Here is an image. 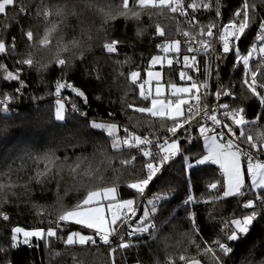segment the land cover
Returning <instances> with one entry per match:
<instances>
[{"label": "snow or ice", "instance_id": "snow-or-ice-1", "mask_svg": "<svg viewBox=\"0 0 264 264\" xmlns=\"http://www.w3.org/2000/svg\"><path fill=\"white\" fill-rule=\"evenodd\" d=\"M9 8L20 17L31 15L37 28L34 31L31 26L18 24V41L17 35L11 34L6 25V34L0 36V113L10 116L12 105L23 98L28 87L24 79L26 71H59L60 76L54 83V109L46 115L42 114L38 103L31 109L27 114L29 123L17 133L13 152L8 154L0 171V224L6 230L7 241L0 242V264H14L13 250L21 245L38 248L40 242L51 251L55 241L72 247L96 245L98 240L107 246L111 264H120L117 256L123 257L134 248H151L161 240L164 227L171 223V218H161L163 205L174 190L153 193L151 197L147 193L178 156L183 158L189 189L181 202L190 226L185 235L197 251L195 257L180 255L179 260L183 264H228L235 251L231 244L246 239L255 225L264 220V131H256L264 120V0H232L223 11L220 0H192L191 3L120 0L115 7L108 0H19V3L0 0V14L6 15ZM202 12L212 13V18H202ZM145 13L154 25L155 37L162 41L156 48L165 54L163 57L152 55L149 68L160 66L163 69L166 60L169 78L165 86L160 83L161 71L148 70L144 75L139 70L130 71L126 79L137 90L141 106L129 103L127 107L145 114L142 122L149 128L158 122L164 129L163 135L159 132L137 134L122 125L117 118L119 113L114 110H108L103 117L89 119V113L84 111L90 108L87 92L66 79L74 60L84 63L85 53L94 45L106 56L120 54L124 41L111 36L108 28L109 22L117 16L134 22L136 36L142 37L146 31L141 27ZM168 14H178L187 21L189 28L181 33L183 41L169 40L166 29L153 21V15ZM69 27L73 29L72 38L61 43ZM253 34L246 50H242L244 40ZM21 42L25 45L23 52L19 51ZM38 53L51 55L47 62H42L36 58ZM229 58L233 72L242 69L238 81L240 100L236 95L237 82L231 79L225 82L221 78ZM253 61H258L255 69ZM176 66H179L180 83L172 77ZM85 75L98 84L104 82L99 67L85 68ZM64 89H70L82 103L63 96ZM31 99L42 98L33 95ZM94 99L103 102L104 98L96 95ZM243 100H254L258 105L259 111L253 118L248 117L249 105L243 104ZM114 103L109 101V104ZM121 107L123 109V104ZM15 114L18 116L19 112ZM77 116L82 118L83 128L69 127L70 117ZM6 128L7 125L0 126V133ZM57 137L64 142L56 144ZM185 144L200 149L195 164L190 163L191 155L185 154ZM88 145L103 149L106 156L110 152L111 159L120 166L119 169L113 167V171L122 170L125 174L108 179L99 169L85 168L89 157L82 153ZM61 147L63 153L58 155ZM17 160L22 163L14 168ZM196 166L219 172V178L207 184L210 195L205 200L193 194L190 172ZM65 171L71 179L69 188L77 191L83 188L82 197L70 206L58 198L51 210L32 203L31 208L41 217V222L47 219V227L26 229L15 225L8 229L11 216L6 209L19 210V190L27 194L33 185L44 188L53 182L59 188L65 182ZM85 178L86 182L82 183ZM69 188L65 189V194ZM124 189L127 191L121 195ZM222 200H235L243 212L221 221V235L204 238L193 207L200 203L214 205ZM209 214L214 220L211 210ZM72 225L81 226V231H68L65 236V229ZM84 229L92 230V234H83ZM258 252L261 261L251 259L249 264H264V241ZM52 255L60 253L52 252ZM136 264L144 262L138 258ZM165 264H175V261L169 257Z\"/></svg>", "mask_w": 264, "mask_h": 264}, {"label": "trees", "instance_id": "trees-1", "mask_svg": "<svg viewBox=\"0 0 264 264\" xmlns=\"http://www.w3.org/2000/svg\"><path fill=\"white\" fill-rule=\"evenodd\" d=\"M189 3L192 0H188ZM232 0H220L222 11L227 9ZM258 2V0H257ZM19 3V0H17ZM108 3L113 7L120 3V0H108ZM155 11V10H154ZM212 13L202 12V18H212ZM225 17L227 12H224ZM207 19L204 20L207 23ZM143 23L141 27H144L146 31L142 37L136 36V24L132 21H125L123 17L117 16L115 20H112L108 24L110 29V35L116 39L124 41L120 45V54L106 56L100 50L98 45H94L92 50L85 53V61L81 63L79 59L74 60L72 70L68 72L66 79L74 84L76 87L84 89L90 102V108H84V111L89 113V119L93 117H103L108 110H114L118 115V120L122 125L128 126L130 130L135 131L137 134L150 132H159L164 134V129L159 127V123L156 122L151 128L142 121L145 119V114H140L127 107V104L133 103L134 106H141L138 92L134 90L130 83L127 81V74L132 70H139L142 75L145 74V70L148 67V62L152 55L161 53V50L156 48L157 44L162 43L161 39H158L154 35V25L150 24L149 14L145 13L142 17ZM153 21L159 22L167 33L169 40L176 39L177 32L184 28L181 16L178 14L172 16L168 15H153ZM73 25L75 21L71 22ZM18 24L31 26L35 31L37 28V22L35 19L29 17H20L16 12L9 8L7 14H0V36H4L5 26H9L11 34H15L20 39V32ZM99 25V21H97ZM78 33V30H77ZM95 34V33H94ZM73 29L69 27L64 31V40L61 43H66L72 38ZM102 35V33H101ZM249 36L242 45L246 44L253 38ZM25 45L21 42L19 51L23 52ZM51 53H38L37 59L42 62H47ZM67 55V54H64ZM10 63V61H9ZM54 67V66H53ZM99 67L101 69V75L104 77V82L98 84L94 80H89L85 75V68ZM179 66H176V71L172 72L174 80L179 82L178 72ZM230 63L228 66L222 69L223 74L226 76L230 72ZM123 72L124 75L120 76L119 73ZM163 81L167 83L169 78V66H164L162 69ZM60 76L59 71L38 72L33 69L26 71L24 79L27 82V89L24 92V96L17 103L16 111H12L10 116L0 113V126L7 125L6 130L0 133V171L4 169L7 156L10 152H13V148L18 140L17 133L28 125L29 121L27 114L31 109L39 104L42 114H47L55 106V94L54 83ZM241 78V72L238 70L232 78L237 82L236 95L237 99H241V90L239 88L238 81ZM41 97L39 101H33L31 96ZM62 95L68 97L73 102H78V98L71 93L70 89L62 90ZM96 95L103 96V102H97L94 97ZM114 101V104H109V101ZM243 104L249 105L247 108L248 117L253 118L254 114L259 111V107L254 100H243ZM17 104L19 107H17ZM123 104V109L121 105ZM19 112L17 116L15 113ZM155 119V118H150ZM141 121V123H137ZM73 125L83 128L82 118L70 117L69 127ZM256 131H264V120L260 122ZM195 135V133L193 134ZM151 138V137H150ZM64 141L60 137L56 138L55 143L60 145ZM202 146V142H199ZM186 155H191L190 163L195 164V160L199 158L200 149L193 145L185 144ZM63 153V147L57 153L61 155ZM93 153L95 155L93 156ZM15 154V153H13ZM81 154L80 152L77 153ZM84 156L89 157V160L85 163V168L91 166L93 169H99L103 175L108 178H114L117 175H124L121 171H113V167L119 169L118 162L111 159V153L108 152L107 156L103 149H94L91 145L86 147V150L82 153ZM22 162L17 160L13 167H18ZM137 168L140 167L139 161L136 162ZM215 168V166H212ZM23 174V173H22ZM65 176V182L61 183L57 188L55 182L41 188L40 186L33 185L31 191L27 194L20 189V205L17 211L15 207H9L6 210L11 216V224L7 226L10 229L12 226L19 225L26 229H32L36 227H47V219L41 222V217L35 215L31 208V204L42 205L46 210H51L56 205L58 198L63 200L66 206H70L76 202L78 198L82 197L83 188L79 191L69 188L71 179L67 171L63 173ZM191 184L193 188V194L197 199L205 200L210 195L207 190V184L214 179L219 178V172H213L204 166H196L191 169ZM86 182L82 181V183ZM69 188L67 194L65 189ZM123 189V184H121ZM171 192L168 202L163 205L162 220L171 218V223L164 227L161 240L153 244L151 248H139L132 249L125 252L123 257L117 256L120 264H136L139 258L144 264H165V261L171 257L175 264H183L179 260L180 255L187 257H195L197 255L196 246L190 243L188 237L185 235L189 232L190 226L186 219V211L181 207V202L186 199L189 194L188 180L184 173L183 158L177 157L175 161L171 162L170 167H166L163 175L153 185H151V191L147 193L148 197H151L153 193ZM126 189L121 192V195H125ZM193 210L197 213V222L201 227V234L204 238L213 239L217 235H221V221L230 219L233 215H238L243 212L239 209L235 200L218 201L216 204H196ZM209 210H211V216L214 220L210 219ZM81 230V226L72 225L70 228L65 229L64 235L68 231ZM5 228L0 224V242L6 243ZM84 232L86 229L83 230ZM166 237V239H165ZM199 242V238H196ZM264 241V220H260L259 223L251 230L248 237L240 242L231 244L234 248L233 258L228 261V264H249L251 259H255L260 262L261 257L258 249ZM52 252H58L60 255L53 256ZM14 264H111V257L108 255V248L105 245L97 243L96 245L85 246H72L65 247L61 241L53 242L51 251L46 249L43 242H40L38 248H29L28 246L21 245L18 250H13ZM202 260L203 257H200Z\"/></svg>", "mask_w": 264, "mask_h": 264}, {"label": "built area", "instance_id": "built-area-1", "mask_svg": "<svg viewBox=\"0 0 264 264\" xmlns=\"http://www.w3.org/2000/svg\"><path fill=\"white\" fill-rule=\"evenodd\" d=\"M185 2H186V3H189L188 0H185ZM189 11H191V10L189 9ZM181 19H182V21H183L184 28L180 29V30L177 32V34H176V39H179V40L183 41V37H182L181 33H182L183 31H187L188 28H189V26H188V24H187V21H186L183 17H181ZM253 38H254V36H253ZM253 38H252V39H253ZM252 39H251V40H252ZM251 40H250L249 42H247L246 44L241 45L242 50H246V47L250 44ZM229 63H230V69H229L230 72L225 76V75L223 74V72L221 71V78H222L223 81H225V82H227L229 79L232 80L233 76H234L235 74H237L238 70H239L240 72L242 71V69H237L235 72H233V71H232L231 58H229ZM257 64H258V61H253V62H252V67L255 69V67L257 66ZM200 78L202 79L203 77H200ZM212 83H213V90H214V89H215V81L213 80ZM16 109H17L16 106H15V105H12V111L15 112ZM97 243H99L98 240H97Z\"/></svg>", "mask_w": 264, "mask_h": 264}, {"label": "rangeland", "instance_id": "rangeland-1", "mask_svg": "<svg viewBox=\"0 0 264 264\" xmlns=\"http://www.w3.org/2000/svg\"><path fill=\"white\" fill-rule=\"evenodd\" d=\"M157 55H160V56L163 57L165 54H164L163 52H161V53H159V54H157ZM164 66H168L166 60L164 61ZM148 70H151V71H161V80H160V83L166 86V83L163 81L162 69L160 68V66H154V67H152V68H149V64H148V67H147V69L145 70V73H146V71H148ZM145 78H147L146 75H145ZM178 79H179V77H178ZM175 82H176V81H175ZM177 82H178V81H177ZM178 83H180V81H179ZM151 87H152V90H153V92H154L155 82H153V84L151 85ZM201 142H202V141H201ZM77 231H81V230H77ZM83 234H85V235H90V234H92V230H87V229H86L85 232L83 231Z\"/></svg>", "mask_w": 264, "mask_h": 264}]
</instances>
